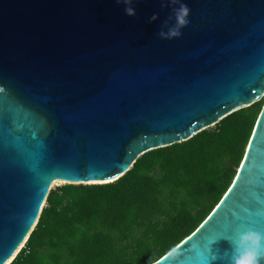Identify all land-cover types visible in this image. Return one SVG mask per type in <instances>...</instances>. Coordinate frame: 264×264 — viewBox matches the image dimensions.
<instances>
[{"label": "water", "instance_id": "water-1", "mask_svg": "<svg viewBox=\"0 0 264 264\" xmlns=\"http://www.w3.org/2000/svg\"><path fill=\"white\" fill-rule=\"evenodd\" d=\"M182 2L190 23L161 40L178 5L134 0L130 17L117 0H0V264L57 182H113L264 98V0ZM248 230L264 234V104L232 184L173 264H231L228 239Z\"/></svg>", "mask_w": 264, "mask_h": 264}, {"label": "trees", "instance_id": "trees-1", "mask_svg": "<svg viewBox=\"0 0 264 264\" xmlns=\"http://www.w3.org/2000/svg\"><path fill=\"white\" fill-rule=\"evenodd\" d=\"M264 98L187 141L139 156L119 179L62 184L10 264H149L193 233L232 184Z\"/></svg>", "mask_w": 264, "mask_h": 264}, {"label": "clouds", "instance_id": "clouds-1", "mask_svg": "<svg viewBox=\"0 0 264 264\" xmlns=\"http://www.w3.org/2000/svg\"><path fill=\"white\" fill-rule=\"evenodd\" d=\"M117 3L125 5L124 12L127 16H134L135 9L132 7L134 0H117ZM172 7L171 15L162 23L157 36L161 40H171L179 38L182 35L181 29L188 26L190 23L188 17L190 8L182 0H161V7ZM157 15L153 14L149 18V23L157 19ZM172 22V23H170ZM232 245L231 264H264V234L256 231H244L238 233L234 238L228 239ZM216 242V241H214ZM181 255L177 247H173L165 258L170 264L177 261ZM149 264H161L159 259L153 260L150 258Z\"/></svg>", "mask_w": 264, "mask_h": 264}, {"label": "rangeland", "instance_id": "rangeland-1", "mask_svg": "<svg viewBox=\"0 0 264 264\" xmlns=\"http://www.w3.org/2000/svg\"><path fill=\"white\" fill-rule=\"evenodd\" d=\"M60 185H62V183H60V181L59 182H57L54 186H53V188H56L57 186H60ZM52 188V189H53Z\"/></svg>", "mask_w": 264, "mask_h": 264}, {"label": "snow or ice", "instance_id": "snow-or-ice-1", "mask_svg": "<svg viewBox=\"0 0 264 264\" xmlns=\"http://www.w3.org/2000/svg\"><path fill=\"white\" fill-rule=\"evenodd\" d=\"M118 178V177H117Z\"/></svg>", "mask_w": 264, "mask_h": 264}]
</instances>
